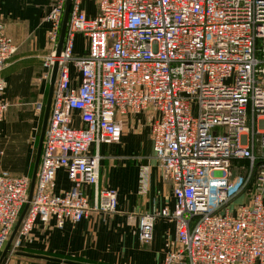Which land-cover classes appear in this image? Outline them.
Instances as JSON below:
<instances>
[{
	"label": "built area",
	"instance_id": "2783aa9c",
	"mask_svg": "<svg viewBox=\"0 0 264 264\" xmlns=\"http://www.w3.org/2000/svg\"><path fill=\"white\" fill-rule=\"evenodd\" d=\"M67 1L51 0L46 18L52 51L43 78L55 64L59 71L32 199L6 257L38 221L63 229L116 212L117 193L99 187L92 148L119 144L127 121L144 114L175 208L129 215L140 242L153 240L155 218H171L177 239L162 264H264V0H70L58 57ZM85 1L96 3V16ZM77 35L87 40L85 56H75ZM16 50L0 24V74ZM6 87L0 78V138ZM60 170L72 187L54 194ZM234 172L246 173L239 191L255 190L247 204L230 193ZM30 187V176L0 170V255Z\"/></svg>",
	"mask_w": 264,
	"mask_h": 264
},
{
	"label": "crops",
	"instance_id": "0c3cea01",
	"mask_svg": "<svg viewBox=\"0 0 264 264\" xmlns=\"http://www.w3.org/2000/svg\"><path fill=\"white\" fill-rule=\"evenodd\" d=\"M50 3L51 0H0V24L17 48L0 74L7 86L3 100L10 105L1 126V137L6 139L0 142L3 156L15 143L30 152L42 128L50 87V80L43 78V62L52 51L50 24L46 22ZM84 8L89 18L96 16L97 10L90 14ZM81 38L82 35L75 38L77 57L86 55L79 46ZM39 102L44 104L42 113L35 110ZM144 118L147 117L141 114L127 121L119 144L92 148L101 156L99 187L117 193L116 212L92 214L63 229H58L53 220L38 221L23 247L2 264H162L177 239L175 222L155 218L153 240L145 244L139 240L137 221H128L129 215H172L175 208L172 187L154 159L150 123H143ZM142 146L144 154L139 151ZM71 187L66 171H58L53 193L61 194ZM87 194L93 205V189H87Z\"/></svg>",
	"mask_w": 264,
	"mask_h": 264
},
{
	"label": "rangeland",
	"instance_id": "374dc122",
	"mask_svg": "<svg viewBox=\"0 0 264 264\" xmlns=\"http://www.w3.org/2000/svg\"><path fill=\"white\" fill-rule=\"evenodd\" d=\"M84 6L88 9L90 14H93L96 12L97 6L95 2L85 1ZM49 35H50V32H49ZM49 43H50V38H49ZM85 45L87 47V40L84 36H82L81 41L79 43L80 49L82 51H84ZM8 113H9V110L7 111L5 115L4 121ZM143 123H150V118L148 117L144 118ZM40 130L37 132V138L35 140V143L32 144V149L30 150V152L25 151L24 150L25 146L19 143H15L11 145V151L8 153L3 150L4 156L0 158V169L2 168L8 171L14 176L27 175V174L32 176L37 147H38V140L40 137ZM5 140L6 139L3 137L0 138V142L2 141L4 143ZM139 151L140 153L144 154V151H145L144 146H142V148H140ZM233 175L234 176H233V182H232V190L230 192L231 194L235 196L233 200L236 202V205L247 204L249 200V196L254 195L255 190L254 188H251L249 185L247 186V189L245 188L243 191L242 190L239 191L240 187L246 180V173L237 174V172H234Z\"/></svg>",
	"mask_w": 264,
	"mask_h": 264
},
{
	"label": "water",
	"instance_id": "95a60500",
	"mask_svg": "<svg viewBox=\"0 0 264 264\" xmlns=\"http://www.w3.org/2000/svg\"><path fill=\"white\" fill-rule=\"evenodd\" d=\"M70 6H71V2H70V0H68L66 3V10H65L64 18H63L60 38H59V42H58V45L56 48V55L58 57L60 56L62 49H63V43H64L65 32H66V27H67V23H68ZM58 71H59V66H58V64H55L53 66V70H52V74H51V78H50V87H49V93H48L47 103H46V107H45L44 119H43L41 133H40V137H39V141H38V147H37L36 158H35V162H34V168H33L32 176H31V187H30V191H29L28 203L25 206V208H24V210H23V212L19 218L18 223L16 224V227H15V229H14V231L10 237L8 244L6 245L3 253L1 254L0 264L3 263L4 259L6 258L7 254L10 251V247L12 245V242H13L16 234H17V231H18L27 211H28L29 204H30V201L32 199V195H33V191H34V187H35V182H36V175H37L39 165H40L42 147H43L45 132H46L47 124H48V118H49V114H50V110H51V102H52L54 87H55L57 76H58Z\"/></svg>",
	"mask_w": 264,
	"mask_h": 264
},
{
	"label": "trees",
	"instance_id": "16d2710c",
	"mask_svg": "<svg viewBox=\"0 0 264 264\" xmlns=\"http://www.w3.org/2000/svg\"><path fill=\"white\" fill-rule=\"evenodd\" d=\"M20 176H22V175H20ZM31 177V176H30Z\"/></svg>",
	"mask_w": 264,
	"mask_h": 264
}]
</instances>
